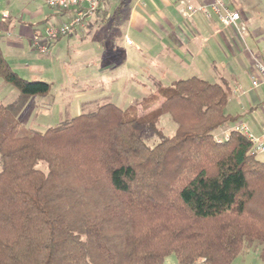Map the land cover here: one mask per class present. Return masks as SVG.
<instances>
[{"label":"trees","instance_id":"trees-1","mask_svg":"<svg viewBox=\"0 0 264 264\" xmlns=\"http://www.w3.org/2000/svg\"><path fill=\"white\" fill-rule=\"evenodd\" d=\"M0 78L19 91L0 105V264H232L245 248L264 264V160L231 124L227 81L178 79L143 114L107 102L21 134L18 115L51 85L1 48Z\"/></svg>","mask_w":264,"mask_h":264},{"label":"crops","instance_id":"crops-1","mask_svg":"<svg viewBox=\"0 0 264 264\" xmlns=\"http://www.w3.org/2000/svg\"><path fill=\"white\" fill-rule=\"evenodd\" d=\"M204 1L102 0L100 7L94 11L87 10V4L66 11L52 9L49 12H42L39 11L40 9H35L33 22H24L21 27L16 25L11 27L20 32V35L16 36L17 39L21 40L23 36L31 46L33 35L42 31L46 23L68 21L81 10L85 12L83 22L76 27L72 35L65 37H69L67 38L69 40L78 38L82 44L86 43L91 32L98 30L99 27L106 28L107 32H110L106 37H109L114 30L118 31L114 32L115 35H111L113 49L100 50L97 42L94 49H77V55H89V58H92L89 61L98 67L100 82L109 81L103 83L104 86L113 88L114 84L120 85L123 93L126 94L139 89L140 94L144 96L136 99L130 106L136 105L140 114L145 113L141 102L146 100V95H157L162 87L171 85L178 79L192 76L204 78L211 66L216 82L226 79L233 87L229 105L238 87H235L231 81L234 76L233 70H229L227 74L228 69L218 66L215 55L218 50L225 49L231 57L242 62L243 66L246 67L244 60L248 61L250 75L258 74L254 59L264 61V52L254 48L253 42L264 43V28L256 21L253 12L244 8V0H224L232 8L240 11V23L246 28L242 36L233 27L223 25L215 14L207 17L197 12L189 18L182 16V11L188 3L198 5ZM206 2L210 1L206 0ZM9 26L6 25L3 30L9 32ZM96 35L98 36V33ZM6 43L7 46L17 44L11 41ZM20 45L24 47V44ZM102 45L104 47V42L101 43V47ZM52 46L54 47L53 43L51 48ZM255 46H258V43ZM243 54L245 58H242ZM104 70H107L108 74ZM154 80L158 83L154 84ZM251 92L253 93V90ZM261 92L243 102L241 97H235L241 103L243 112L228 111L239 115L238 120L234 122L235 126L245 124L257 136H262L264 133V91ZM160 101L161 98L154 108L159 106ZM242 116L247 117L246 121L241 119ZM230 126L231 124H227L219 131L225 130V134L222 135H228L227 129Z\"/></svg>","mask_w":264,"mask_h":264},{"label":"rangeland","instance_id":"rangeland-1","mask_svg":"<svg viewBox=\"0 0 264 264\" xmlns=\"http://www.w3.org/2000/svg\"><path fill=\"white\" fill-rule=\"evenodd\" d=\"M244 2V8L247 11L253 12L252 14L256 21L264 28V0H244ZM35 9H40L39 11L42 12L52 10L47 5V0H0V48L3 56L19 76L28 80L46 81L51 85L49 94L31 97L18 115V120L21 124V134H31L35 131H45L49 127H56L67 119L77 116L82 112L94 110L99 104L107 102L127 108L136 99L144 96L142 93L140 94L139 89L137 91L127 92L126 94L123 93L120 85L115 86L114 84L112 85L113 88L111 86H104L103 83L109 81L100 82L98 78V67L95 66V63L91 64L89 61L92 58H89V55H77V49H94L96 48L97 42H99L100 50H111L113 43L111 35H115L114 32H118L117 30H114L109 37H106L110 32H107L106 28L99 27L98 30L91 32V35L88 37L89 41L87 40L86 43L82 44L78 38L76 40H69L67 39L69 37L62 36L52 42L54 45V47L52 46L53 48L50 47L48 52H42L35 42L37 33L33 35L30 46L28 40L23 36H21L22 41L17 39L16 36L20 35V32L11 27H15V25L21 27L24 22H33L32 16ZM83 20L84 16L82 22ZM6 25H10L9 32L3 30ZM44 27L46 25L43 26V30L45 29ZM97 33L98 36L96 35ZM10 34L13 35L11 36ZM103 36L104 38H102ZM6 41L17 44H8L9 46H7ZM102 42H104V47L103 45L101 47ZM19 43L24 44V47ZM256 43H258V46H255ZM253 44L254 48L261 49L264 52V43L258 41L253 42ZM242 58H245L244 54ZM215 60L218 62L220 68L224 67L228 69L227 74H229V70H233L232 73L234 76H231L233 79L231 81L235 87H238V90L233 94V100L229 103L227 110L232 113L243 112L241 103L235 97H241L242 102L247 101L249 98L252 99L254 94H260L262 93L261 91H264V82H261L258 86H254L252 76L259 78V74L250 75L248 61L243 59L247 67L246 70L243 63L231 57L225 49L223 51H217ZM254 61L256 64L258 62L264 64L263 60L254 59ZM104 71L108 74L107 70ZM214 75L215 73L211 66L210 71L205 73L204 79L216 82ZM224 80L228 82V80ZM156 83L158 82L154 80V84ZM228 83L231 88V94L233 87L230 82ZM252 90L253 93L251 92ZM151 95L153 94L146 95L147 103H141L151 106L157 104L158 102L151 100ZM18 96V89L0 78V105L12 103ZM144 111L146 112V110ZM241 119L246 121L247 117L242 116ZM231 124L233 125L235 123ZM159 128L166 135H172L176 130V126L169 116L162 117ZM224 132L225 130H218L216 134L220 135ZM145 140L148 144L152 145L159 139L154 133L150 132L145 135ZM258 157L264 160V152L260 153ZM259 250L245 248L235 258L232 264H262ZM164 264L180 263L177 256L171 253L166 256ZM192 264L203 263L198 261Z\"/></svg>","mask_w":264,"mask_h":264},{"label":"built area","instance_id":"built-area-1","mask_svg":"<svg viewBox=\"0 0 264 264\" xmlns=\"http://www.w3.org/2000/svg\"><path fill=\"white\" fill-rule=\"evenodd\" d=\"M209 1L207 3L205 0L198 5L188 3L182 11V16L189 18L197 12L207 17L215 14L223 25L233 27L239 35H244L246 28L240 23L241 13L239 10L233 9L224 0ZM101 2L102 0H47V5L57 11H66L77 9L87 4V10L94 11L100 7ZM84 15L85 12L80 10L69 21L46 25L45 29L38 32L35 36L36 44L42 52H48L53 41L62 36L72 35L75 32L76 27L81 24ZM256 67L260 78L253 77L254 86H258L261 82H264V64L258 62ZM236 128L244 132L251 140L254 153L260 154L264 152V133L262 136H257L245 124H239Z\"/></svg>","mask_w":264,"mask_h":264}]
</instances>
